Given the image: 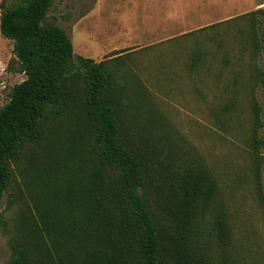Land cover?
Instances as JSON below:
<instances>
[{
    "label": "rangeland",
    "instance_id": "obj_1",
    "mask_svg": "<svg viewBox=\"0 0 264 264\" xmlns=\"http://www.w3.org/2000/svg\"><path fill=\"white\" fill-rule=\"evenodd\" d=\"M263 7L264 0H53L47 15L71 37L77 57L107 61L110 72L117 71L126 82L121 119L133 148L148 154L143 155L163 228L171 232L175 225L170 189L176 180L205 170L215 181V202L187 232L190 252L204 264H264V84L256 90L263 126L262 144L253 157L248 145L252 115L244 92L250 50L238 33L247 25L230 22ZM259 22L261 33L264 19ZM13 57L12 42L0 35V108L25 78ZM256 59L264 71V52ZM72 93L82 98V84ZM231 96L237 104L226 112ZM66 123L51 124L43 142L26 146L12 166L14 178L0 203V264L11 257L10 240L32 242L21 219L29 204L24 178L45 165L29 168L30 162L54 159L64 170L72 165L66 157L78 151L85 168H93L88 123L80 119L70 129ZM26 180L32 189L30 206L54 214L51 205L60 201L54 191L66 185L65 177L44 169ZM218 219L226 225V237L218 235ZM31 251L36 253L32 245ZM174 259L171 264H178ZM42 260L37 255L29 264H46Z\"/></svg>",
    "mask_w": 264,
    "mask_h": 264
},
{
    "label": "trees",
    "instance_id": "obj_2",
    "mask_svg": "<svg viewBox=\"0 0 264 264\" xmlns=\"http://www.w3.org/2000/svg\"><path fill=\"white\" fill-rule=\"evenodd\" d=\"M52 6L53 0L0 1V35L12 42V61L25 76L11 88L0 108V203L14 178L12 166L24 148L40 145L49 126L58 120L67 122L68 129L80 119L86 120L93 133L89 164L93 168H85L78 151L72 152L69 160L66 157L72 165L64 170L54 159L30 162L29 168L45 165L32 173L45 169V173L65 177L66 185L54 191L60 201L51 205L55 208L52 214L46 207L30 206L32 189L26 177L32 173H27L24 181L29 204L21 219L32 242L26 245L10 240L11 257L6 264H29L37 255L46 264H171L173 257L178 264H204L190 252L187 232L215 202V181L205 170L176 180L170 189L175 200V225L171 232L163 228L143 155L148 154H141L127 140V126L121 119L126 82H121L117 71L110 72L107 61L74 58L71 37L47 21ZM259 17L264 19V7L230 21L247 25L238 33L250 50L244 92L252 115L248 145L253 157L262 144L259 131L263 126L256 97L257 87L264 84V71L256 59L264 52ZM220 25L196 30L192 35ZM80 84L83 94L78 100L72 91ZM236 104L237 99L231 96L225 111L231 112ZM128 107L130 104L126 110ZM217 226L218 235L226 237L222 219L217 220Z\"/></svg>",
    "mask_w": 264,
    "mask_h": 264
},
{
    "label": "water",
    "instance_id": "obj_3",
    "mask_svg": "<svg viewBox=\"0 0 264 264\" xmlns=\"http://www.w3.org/2000/svg\"><path fill=\"white\" fill-rule=\"evenodd\" d=\"M74 58L76 59L77 58V55L74 54Z\"/></svg>",
    "mask_w": 264,
    "mask_h": 264
}]
</instances>
